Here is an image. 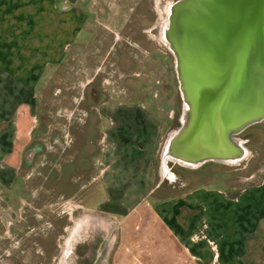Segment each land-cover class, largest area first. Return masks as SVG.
I'll use <instances>...</instances> for the list:
<instances>
[{
  "label": "crops",
  "instance_id": "1",
  "mask_svg": "<svg viewBox=\"0 0 264 264\" xmlns=\"http://www.w3.org/2000/svg\"><path fill=\"white\" fill-rule=\"evenodd\" d=\"M143 1L0 0V249L9 239L10 226L18 221L12 216L11 206L2 207L1 192L10 191L21 176L25 151L38 128L41 93L51 91L53 79L79 76L84 62L101 51L99 44L107 37L110 43L103 63L108 61L114 67L120 60L114 57L118 50L124 66L129 65L127 70L132 71L130 76L143 79L150 87L159 84L161 50L147 49L146 44L153 39L132 40L130 34L123 33L124 38L121 34L127 22L133 23L136 31H145L141 24L146 19L142 15ZM127 12L135 16L129 18ZM99 30L105 37L98 36ZM122 42L129 43L135 52L126 59L120 52ZM62 84L55 88L60 95ZM90 84L89 79L81 83L87 87ZM138 90L136 86L129 89L132 93ZM77 104L74 99L70 107ZM116 108L111 113L115 118L112 125H120L118 130L127 126L135 132L128 133L126 143L124 138L114 139L99 162L103 166L98 178L104 181L109 195L106 206L114 204L115 208L98 210L120 224L123 238V247L119 239L113 250L112 264H137V254L132 253H144L147 242L156 245L164 233L174 238L159 247L170 254L171 264H264V175L257 184L240 189L223 186L215 177L202 185L187 183L181 189L173 185L176 194L166 199L152 195L150 204L145 201L150 192L146 188L169 127L170 111L164 116L160 102L149 111L143 99L135 102L131 98ZM99 112L109 115L108 109ZM107 173L110 175L106 178ZM139 175L142 185L146 181L145 188L136 187L132 195L131 183L138 186ZM137 206L141 211L136 222V215L129 213L132 210L135 214Z\"/></svg>",
  "mask_w": 264,
  "mask_h": 264
},
{
  "label": "rangeland",
  "instance_id": "2",
  "mask_svg": "<svg viewBox=\"0 0 264 264\" xmlns=\"http://www.w3.org/2000/svg\"><path fill=\"white\" fill-rule=\"evenodd\" d=\"M174 1L176 0H144L141 4L143 3L142 15L146 17V22L141 24L145 31H136L133 23L127 22L128 27L123 28L121 33L130 34L132 40L153 39L146 42L147 49L156 47L161 50L158 54L163 65L158 85L150 87L143 79L130 76L132 71L127 70L129 65L124 66L118 50L114 57H120V60L114 67L108 61L103 63L110 42L102 35V30H99L98 36L105 37L102 43L99 42L101 51L84 62V70L79 76L69 74L67 80H62L60 73V81L53 79L50 84L53 87L51 91L41 93L38 128L25 151L21 176L10 191L1 192L2 207L11 206L12 216L18 221L14 222V226H10L9 239L1 246L0 264H54L63 247L59 240L64 235L69 239L81 219L98 217L101 222L112 226L114 219L98 210L100 208L103 211H114L115 208L114 204L106 206L109 195L104 181L98 178V174L103 166L100 164L103 161L102 154L112 147L114 139L124 138L125 143L130 139V127L124 126L118 130L120 125L114 126L111 123L112 119H115L111 113L117 110L116 106L120 102L126 103L130 98L135 102L143 99L149 111L160 102L164 108V116L170 111L171 120L162 144L168 133L178 128L181 98L174 61L165 46L160 43V28L166 8ZM127 15L129 18L135 16L133 12H127ZM122 45L120 52L124 54V59L127 55L135 53L129 43L122 42ZM86 79L91 80L88 87L81 85ZM58 83H64L61 85L64 88L61 95L55 89ZM133 86L140 90L133 94L129 91ZM74 99L78 103L76 108L70 107ZM106 109L109 115L101 116L99 111ZM111 128L115 131H111ZM133 132L135 131L132 130L131 133ZM240 139L245 142L249 152L246 160L238 165L208 163L197 170L186 169L173 163H168L167 170H163L161 144L153 165L152 181L147 184L146 189L150 192H147L145 201L151 204L154 196L166 199L176 194L178 191L172 188L173 185L179 186L180 189L182 184L186 186L187 183L189 186L202 185L214 177L221 181L223 186L237 189L257 184L264 175V122L246 130L240 135ZM109 175L110 173H107L106 178ZM172 179L178 181L172 183ZM141 180L143 177L140 176L138 186L131 183L132 195H135L136 187H139V190L145 188L146 181L144 179L142 185ZM221 184L216 185L221 187ZM138 206L133 211L135 214L131 213L132 210L129 213L136 215V222L137 214L141 211ZM117 226L120 227V224L117 223ZM117 226L115 236L118 238V246L120 231ZM63 229L67 230L66 234ZM122 240L121 236L120 245L123 247ZM148 240L151 241L149 237ZM173 240L170 233H164L161 240L157 239L156 245L147 242L144 253H132L137 254L136 263L171 264L173 261L170 254L160 251L159 247L163 241L171 243ZM131 250L135 251L133 247Z\"/></svg>",
  "mask_w": 264,
  "mask_h": 264
},
{
  "label": "water",
  "instance_id": "3",
  "mask_svg": "<svg viewBox=\"0 0 264 264\" xmlns=\"http://www.w3.org/2000/svg\"><path fill=\"white\" fill-rule=\"evenodd\" d=\"M160 43L181 98L179 126L161 147L163 170L246 160L240 135L264 122V0H176Z\"/></svg>",
  "mask_w": 264,
  "mask_h": 264
},
{
  "label": "flooded vegetation",
  "instance_id": "4",
  "mask_svg": "<svg viewBox=\"0 0 264 264\" xmlns=\"http://www.w3.org/2000/svg\"><path fill=\"white\" fill-rule=\"evenodd\" d=\"M177 181L178 179L176 181L172 179L171 182ZM98 219V217L81 219L69 239L64 235L59 240V243H63V247L54 264H112V253L118 242L115 236L117 221L113 218V224L109 226ZM63 231L67 233L66 229Z\"/></svg>",
  "mask_w": 264,
  "mask_h": 264
}]
</instances>
